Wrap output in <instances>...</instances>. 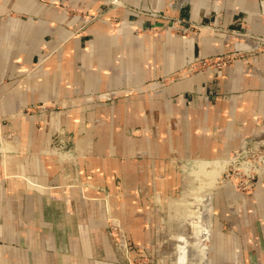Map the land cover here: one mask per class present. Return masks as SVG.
<instances>
[{
	"label": "crops",
	"instance_id": "obj_1",
	"mask_svg": "<svg viewBox=\"0 0 264 264\" xmlns=\"http://www.w3.org/2000/svg\"><path fill=\"white\" fill-rule=\"evenodd\" d=\"M250 35L264 36V0H0V264H120L98 187L147 242L162 212L145 198L174 192L177 163L264 136V50ZM60 128L73 164L52 154ZM213 199L194 232L211 248L180 244L176 264H264V167L251 193L222 184Z\"/></svg>",
	"mask_w": 264,
	"mask_h": 264
},
{
	"label": "rangeland",
	"instance_id": "obj_2",
	"mask_svg": "<svg viewBox=\"0 0 264 264\" xmlns=\"http://www.w3.org/2000/svg\"><path fill=\"white\" fill-rule=\"evenodd\" d=\"M112 2L115 3L116 0H112ZM176 22L180 27L188 31L196 30L199 27L198 23L192 21L180 19L176 20ZM248 37L247 44L250 49L257 51L264 50V36L250 35ZM236 54L237 52H228L222 55L199 58L188 64V71L218 67L236 57ZM24 110L26 111L27 108ZM73 141L72 134L65 128H60L56 132L51 143V148L57 162L61 164H73L78 159L79 154L74 149ZM250 150H253V153H249ZM2 151H0V182L9 176L6 172V161ZM200 161L208 162L204 166L206 171L215 170L219 173L216 178L217 180H213L212 183L210 182L211 184L214 182L213 186H205L203 181V184L201 183L203 186H198L202 177L195 175L194 170L197 164H194L203 163ZM177 165L180 182L173 188L174 192H171L172 194H162L164 196H161L157 200L153 199V194H149L145 198L149 206L155 207L162 212L157 233L153 231V234L146 240L147 242L139 243L136 241L137 235L133 232L127 233L125 231L114 212V207H111L108 201H105L109 193L107 190L103 191V188L98 187L100 191L104 192V224L110 242L115 248L116 254H118L120 264H176L175 256L177 252H181L178 248L180 244L185 247L186 243H199L200 245L206 244L205 246L211 248L210 239L208 243H206L208 238H203V241L197 240L198 236L194 235V232L202 226L205 229L208 228L213 212V198L220 185H231L234 191L242 194H248L254 190L259 172L264 167V136H248L244 140L243 145L234 148L225 156L189 158L177 163ZM244 167H250V169L245 171ZM246 173L248 175L252 174L254 177H245ZM246 179L250 182L252 181L253 184L249 188L241 189L239 185ZM204 181L206 183V179ZM136 190L134 193H136ZM137 194L142 195L140 192H137ZM171 200H175L173 207L170 204Z\"/></svg>",
	"mask_w": 264,
	"mask_h": 264
},
{
	"label": "bare ground",
	"instance_id": "obj_3",
	"mask_svg": "<svg viewBox=\"0 0 264 264\" xmlns=\"http://www.w3.org/2000/svg\"><path fill=\"white\" fill-rule=\"evenodd\" d=\"M200 162H203V163H195L194 165H196L195 167V175L198 177V176H200V177H202V178H200L201 180H200V185H198V186H200V187H202L203 185V182H204V184H205V186L206 185H212L213 186V184H214V182H213V184H211L212 183V181L213 180H217L216 178L218 177V174L219 173H217L215 170H205V168H204V166H206V164L208 163V162H206V161H200ZM213 164V163H212ZM222 164V163H221ZM193 165V166H194ZM220 165V164H219ZM199 166V167H198ZM185 167V166H184ZM217 167V166H216ZM221 167V166H220ZM210 176V178L208 179V177ZM206 179V183H205V180ZM203 181V182H202ZM211 182V183H210ZM202 183V184H201ZM199 184V183H198Z\"/></svg>",
	"mask_w": 264,
	"mask_h": 264
},
{
	"label": "built area",
	"instance_id": "obj_4",
	"mask_svg": "<svg viewBox=\"0 0 264 264\" xmlns=\"http://www.w3.org/2000/svg\"><path fill=\"white\" fill-rule=\"evenodd\" d=\"M249 153H253V150H250ZM261 154H263V153H261ZM253 167H254V169H255V165H254ZM244 169H245V171H247V170L250 169V167H249V168H245V167H244ZM245 177H252V178H253L254 176H252V174L248 175V173H246V176H245ZM252 184H253L252 181L250 182L248 179H246V180H244L243 183H240L239 186L241 187V189H246V188L251 187ZM239 186H237V187L240 189Z\"/></svg>",
	"mask_w": 264,
	"mask_h": 264
}]
</instances>
